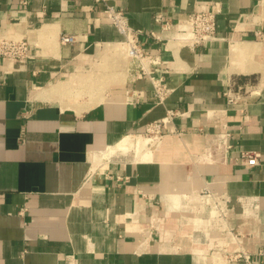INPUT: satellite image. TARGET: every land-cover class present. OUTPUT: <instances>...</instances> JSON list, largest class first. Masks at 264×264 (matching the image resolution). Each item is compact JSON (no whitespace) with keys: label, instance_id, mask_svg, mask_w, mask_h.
Here are the masks:
<instances>
[{"label":"crops","instance_id":"1","mask_svg":"<svg viewBox=\"0 0 264 264\" xmlns=\"http://www.w3.org/2000/svg\"><path fill=\"white\" fill-rule=\"evenodd\" d=\"M263 1L0 0V35L29 44L20 61L0 57V264H226L225 249L264 264ZM106 3L154 51L157 12L175 21L216 3L219 40L160 52L158 103ZM167 109L175 132L142 138Z\"/></svg>","mask_w":264,"mask_h":264},{"label":"built area","instance_id":"2","mask_svg":"<svg viewBox=\"0 0 264 264\" xmlns=\"http://www.w3.org/2000/svg\"><path fill=\"white\" fill-rule=\"evenodd\" d=\"M219 11L220 9L215 3L211 10L194 11L175 21L165 19L161 12H157L154 15L157 29L150 30L147 34L152 41L161 44L154 51L152 49L145 50L142 47L139 37L143 32L129 26L126 12L108 3H106L104 9L106 20L123 36L124 48L131 60L132 66L129 70L133 72V78L147 77L152 84L153 97L158 103H163L170 93L166 80V75L169 74L170 70L162 65L160 52L162 50L173 52L182 47L194 50L197 47H204L218 41L216 16ZM255 34L257 35V33ZM60 40L64 43H70L74 40V37L72 34H64L60 36ZM28 47L29 44L26 39H13L0 35V57L4 56L20 61L27 57ZM239 87L240 85H237V88ZM236 94L230 88L226 92L229 101L235 99ZM177 115L179 113L176 110L167 109L164 117L148 123L144 131L147 132L145 134H148V137L151 138L152 136L161 135L166 128L169 132H175L174 128H168L167 125L172 123L173 118ZM226 147H229V145H226ZM240 157L246 166H255L259 164L260 153L244 151L241 152ZM156 219L155 216L151 217V221ZM222 251L221 256L226 264H254L250 254L245 250L227 251L225 249Z\"/></svg>","mask_w":264,"mask_h":264},{"label":"rangeland","instance_id":"3","mask_svg":"<svg viewBox=\"0 0 264 264\" xmlns=\"http://www.w3.org/2000/svg\"><path fill=\"white\" fill-rule=\"evenodd\" d=\"M255 77L256 76L254 74H250V75L240 76V77L236 78L235 79V85H234L235 86V92L236 93H244V91L247 89L248 85L256 82ZM237 85H240V87L237 88L236 87ZM234 86L233 85H232V87L230 86V88H232V91H233ZM145 133H147V132L142 133V138L148 137V134H145Z\"/></svg>","mask_w":264,"mask_h":264},{"label":"bare ground","instance_id":"4","mask_svg":"<svg viewBox=\"0 0 264 264\" xmlns=\"http://www.w3.org/2000/svg\"><path fill=\"white\" fill-rule=\"evenodd\" d=\"M263 3H264V1H263ZM55 37H50L48 40H53ZM118 49V48H117ZM123 50V49H122ZM125 55H126V53H125ZM109 57V56H108ZM111 59V58H110ZM242 59V58H241ZM108 64V63H107ZM252 69L251 68H246V67H243V69H241V72H244V73H248V72H250ZM91 73V72H90ZM93 81H94V79H92ZM92 81V82H93ZM71 82H73V81H71ZM78 82V81H77ZM91 82V81H90ZM66 83V82H65ZM70 83V82H69ZM96 83H97V81H96ZM96 83H91V84H96ZM68 84V83H67ZM72 84V83H71ZM75 84H78V83H75ZM60 85H61V82H60ZM62 85H63V83H62ZM66 85V84H65ZM74 85V84H73ZM78 86V85H77ZM84 86V85H83ZM86 86H88V85H86ZM54 87V86H53ZM62 88H64V87H66V86H61ZM71 87V86H70ZM73 87V86H72ZM55 88V87H54ZM61 88V92H62V89ZM83 88H85V87H83ZM56 89V88H55ZM67 89V88H66ZM90 89V88H89ZM52 90V89H51ZM59 90H60V88H59ZM80 90V89H79ZM96 90V89H95ZM73 91V90H72ZM76 91V90H75ZM74 91V92H75ZM78 91V90H77ZM82 91V90H81ZM66 92H69V90H67ZM65 92V93H66ZM70 92H71V90H70ZM85 92H86V90H85ZM88 92V91H87ZM86 92V93H87ZM96 92V91H95ZM75 93H78V92H75ZM85 93V94H86ZM90 93H91V91H90ZM70 94V93H69ZM83 94H84V90H83ZM84 94V95H85ZM74 95V94H73ZM83 95V96H84ZM90 95V94H89ZM41 97V96H40ZM41 98H43V97H41ZM70 106V105H69ZM145 144H146V142L145 141H142V140H140L139 139V142H138V146H136V149H137V151H142L143 152V154L144 155H146L147 154V149L145 148Z\"/></svg>","mask_w":264,"mask_h":264}]
</instances>
